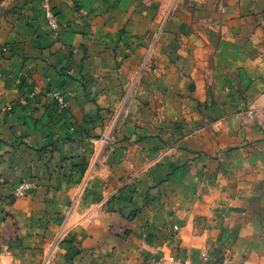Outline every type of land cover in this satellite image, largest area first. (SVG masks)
Segmentation results:
<instances>
[{"label": "crops", "instance_id": "1", "mask_svg": "<svg viewBox=\"0 0 264 264\" xmlns=\"http://www.w3.org/2000/svg\"><path fill=\"white\" fill-rule=\"evenodd\" d=\"M50 1L58 34L42 0L2 3L0 264H264V0Z\"/></svg>", "mask_w": 264, "mask_h": 264}, {"label": "rangeland", "instance_id": "2", "mask_svg": "<svg viewBox=\"0 0 264 264\" xmlns=\"http://www.w3.org/2000/svg\"><path fill=\"white\" fill-rule=\"evenodd\" d=\"M173 1V2H172ZM178 0H170L169 2H168V4L169 3H171L172 4V6H174L175 4H176V2H177ZM187 1H189V0H187ZM4 2V0H0V10L2 11L1 13H0V24H1V22H2V20H3V15L4 14H6L7 12H10V10H11V3L9 2L7 5H2V3ZM169 18V15H167V16H165V18H163L162 19V21H161V23L159 24L160 26L158 27V34L156 35V38H157V40L159 39V37H160V34L162 33V31H163V27H164V25L166 24V22H167V19ZM205 22L206 23H210V24H212V23H214V19H206L205 20ZM216 22H217V19H216ZM196 25H199V19H198V17H197V24ZM206 26H207V24H206ZM208 27V26H207ZM200 31H204V32H202V34H204L206 37L208 36L209 38L211 37L212 38V40L213 41H216L217 40V38H218V33H216V36L215 37H213L214 35V33H212V31L211 32H209L210 30H200ZM210 38V39H211ZM151 55L153 56V51H152V49L145 55V63L147 62V63H150V57H151ZM149 61V62H148ZM138 82H139V80H138V78H136L135 79V81H133V83H132V86L134 87V86H136V84L138 85ZM194 87L195 86H192V84H190L189 85V89H190V91H191V93L189 94V97H193V93H192V91L194 90ZM222 90L224 91V92H226V94L225 95H220L218 98H217V100L216 101H218V99H220V100H225L226 102H227V107H228V105L230 104V103H233L234 105H237V106H239V102H238V100L240 99V98H244L245 96L243 95V93L241 92V91H238V94L237 93H235V92H230L231 91V86L230 85H225L223 88H222ZM221 90V91H222ZM237 90H239V89H237ZM57 92H59V94H58V96L56 95V93ZM35 92H31V93H29V95L27 96L28 98H24L25 100H23V103H25V102H27L28 101V99H31V98H33L34 96H35ZM48 96L49 97H51L52 96V98L54 99V101L56 102V104L59 106V107H61L62 109H69V103H68V101H67V99H66V97H65V95L62 93V92H60V91H58V90H52V91H49L48 92ZM246 98V97H245ZM61 99H62V101H63V103L61 102ZM215 101V102H216ZM222 104H224L223 102H222ZM234 107H236V106H234ZM240 107V106H239ZM10 105L9 106H7V108H6V110H10ZM237 109H238V107H237ZM199 110H201V109H199ZM238 112H241L242 113V111H240V110H237ZM201 112V115H204V114H207V112L206 111H203V110H201L200 111ZM235 112V111H234ZM225 113H227V114H229V112H225ZM246 114H247V116L250 118V119H255V118H257V117H259V115H260V112H259V110L257 109V108H255V107H252V108H250L247 112H246ZM156 115V114H155ZM117 117H118V114L116 115ZM119 116H121V115H119ZM224 115H222V117H221V119H223L224 117H223ZM116 117V118H117ZM155 118H158V116L156 115V117H153V119H155ZM100 153V150H98V153L97 154H99ZM96 156H95V154H94V157H93V160H92V162H93V165H94V163L96 162V158H95ZM93 165H90V167L87 169V174L83 177V179H81V181H79V183H78V185H77V189H76V191H75V194H73V196H72V201H71V207H70V209H68L69 211H68V216H69V214L72 212V210H73V208L75 207V205L78 203V201H79V199H80V197L82 196V194H84L85 193V191H86V187H88V181H89V179L91 178V176H92V174H93V172H92V170L94 169V166ZM82 169H83V167H82ZM86 171V170H85ZM31 181V183L34 185V182L32 181V180H30ZM28 193V192H27ZM26 193V194H27ZM25 194V195H26ZM67 221H68V219H65L64 221H62L63 223L60 225V229H59V232L60 231H62V235L59 237V232H57L58 234H57V237H56V241H61L62 240V238H63V234L69 229V226H68V224H67Z\"/></svg>", "mask_w": 264, "mask_h": 264}, {"label": "built area", "instance_id": "3", "mask_svg": "<svg viewBox=\"0 0 264 264\" xmlns=\"http://www.w3.org/2000/svg\"><path fill=\"white\" fill-rule=\"evenodd\" d=\"M42 8L43 13L45 17L46 24L48 28L55 34H58L61 28V21L59 18V15L56 13L54 8L51 5L50 0H42ZM59 92L56 93L58 96ZM61 102L63 103L62 99ZM34 185L31 183V181H22L18 186L14 188L13 195L15 197H22L24 196L29 190L32 189ZM175 230H178L179 227L176 225L174 227ZM62 235V231L59 232V237ZM165 260L175 262L178 261L179 264H211V255L209 251H204L200 254V257L198 260L193 259H184V260H178L176 259L172 254L168 257H165ZM163 259L157 260L154 262V264H161ZM39 264H50V256L46 255L43 257V259L40 261Z\"/></svg>", "mask_w": 264, "mask_h": 264}]
</instances>
